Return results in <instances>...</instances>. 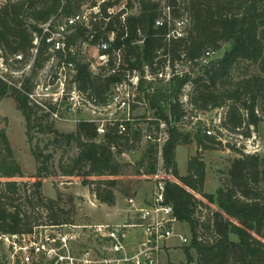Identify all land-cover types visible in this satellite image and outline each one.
<instances>
[{"label":"trees","instance_id":"1","mask_svg":"<svg viewBox=\"0 0 264 264\" xmlns=\"http://www.w3.org/2000/svg\"><path fill=\"white\" fill-rule=\"evenodd\" d=\"M121 2L22 0L0 9V58L6 67L10 65L8 56L23 63L36 50L29 77L10 83L0 76V102L8 96L15 99L37 164L33 176L37 180H16L24 178V172L6 127L0 126V234L21 236L40 227L73 223L75 207L65 211L61 193L56 199L45 196L43 178L82 177V184L91 188L101 204L115 206L120 184L117 177L125 165L122 156L143 145L135 173L155 174L161 151L163 169L174 180L167 182V201L174 206L178 220L190 226L192 239L184 251L187 263L182 264H264V156L227 141V147L238 157L231 161L225 185L215 193L205 191L203 149L189 159L187 175L179 173L176 161L178 146L193 140L201 146L214 138L207 134L201 119L188 120L187 125L193 124L194 130L185 132L186 115L199 117L221 109L223 115L217 128L220 136L223 132L237 135L240 143L250 140L263 122L264 0H126L124 8L110 14L109 9L120 7ZM163 3L170 7L172 20L189 16L191 25L186 37L168 39L169 22L157 25L163 17ZM84 6H98L99 13L92 12L88 23L70 28L64 49L54 51L48 39L60 24L57 20L79 14ZM51 19L54 20L50 22ZM103 42L108 43L107 49L99 47ZM82 45L98 47L100 55L108 57L106 65L93 71L92 63L80 55ZM225 47L222 56H213ZM20 54L22 60L16 58ZM53 56L57 57L59 68L74 67L76 90L98 106L108 104L117 85L131 86L128 75H138L137 103L132 111L142 105L146 112L135 116L134 123L122 116L114 118L103 135L98 133L99 124L87 119L78 120L74 131H60L52 114L60 113L61 104L33 97L37 70L43 69ZM165 67L172 69L168 81L157 76ZM177 67L182 76L175 73ZM146 68L154 79H146ZM187 88L189 94H185ZM184 96H188L187 102L183 101ZM162 122L168 137L160 149L158 142L143 138L146 132L159 131ZM34 132L47 138L43 145L34 142ZM72 147H76V155L61 157L56 166L58 150ZM191 192L219 210L213 211L207 221H201L196 217L198 198ZM73 199L70 198V205Z\"/></svg>","mask_w":264,"mask_h":264},{"label":"rangeland","instance_id":"2","mask_svg":"<svg viewBox=\"0 0 264 264\" xmlns=\"http://www.w3.org/2000/svg\"><path fill=\"white\" fill-rule=\"evenodd\" d=\"M126 0L121 2V5L125 4ZM120 5V6H121ZM84 6L81 12H85L88 9ZM66 17L62 16L60 19ZM223 50L217 52L213 56H222ZM76 50V49H75ZM80 55L85 61L91 62L92 67H97V69L103 65L100 59V53L98 47L90 45H82L79 48ZM31 55L28 59L24 60L23 63L14 62V57L8 56L9 66L6 67L4 60L0 58V76L9 81L10 83H16L23 76L29 77L32 74L33 64L35 62L36 50H32ZM57 57L53 56L48 62L45 63L43 69L37 70V73L33 79V83L36 88L33 94L34 99L37 101L52 102L53 98H56L58 94L65 95L61 101L60 119H56V126L60 131L71 132L76 129L78 120L87 119H107L113 117L115 114L122 115L121 111L116 110L115 106H112L108 110H95L91 105H83L81 99L71 100L67 99L66 95L73 96L76 86L74 84V73L71 71H66V75L61 76L60 68L58 67ZM66 67V66H61ZM70 67V66H68ZM96 69V71H97ZM181 69L185 70L186 67ZM128 90L133 92V89L128 87ZM190 89L187 88L185 94H189ZM62 97V96H61ZM188 96L183 97V101L187 102ZM74 103V104H73ZM76 103V106H75ZM71 107V108H70ZM190 108L189 105H187ZM146 112L144 106H140L134 111L135 116L143 115ZM223 115V111L220 109H213L209 112L201 114V118L206 125H209L212 129H215L214 138L206 141L204 145L199 146L194 140L187 145H180L176 150V161L178 163V169L181 174L188 173V161L189 159L196 155L201 149L203 154V160L206 163V174L209 175V187L208 191H214L217 186L225 185L228 177V170L231 165L232 159L238 157V155L227 147V141L230 144H234L237 147L246 148L250 152L257 151L260 155L264 156V120L255 129L254 136L250 140L242 141L241 143L237 138V135L228 134L223 132L224 135L219 134L216 124H219ZM5 118L7 119V124L5 123ZM0 126L6 127L8 137L10 139L11 145L14 149L15 157L22 166L24 172V178H16L17 181H35L37 180L33 176L36 174L37 164L32 155L31 147L27 142L26 134V122L25 119L17 109L15 99L12 96L5 97L0 102ZM184 131H193V124L190 126H184ZM35 133L36 139L34 142H40L43 145L46 141V137L42 134ZM43 140V141H41ZM143 145L136 146V150L126 151V156H122V162L125 164L122 168V174L117 177L120 181L118 186V191L116 192L118 204V212H112L109 208L102 207L99 201H95V198H90L91 188L82 184L83 178L77 177L65 178L62 176L43 178V193L47 197H52L56 199L58 193L63 194L61 206L65 211H69L72 206L75 207L73 216V223H87L91 224L94 222H104V223H122L123 218L120 213L126 208L125 199L131 196L143 197L148 194L152 189L151 180H145L135 173V163L137 162L140 153L142 152ZM65 152L64 156L62 154ZM77 153L76 147H72L69 150H58L55 154L54 163L57 166L59 159L64 157L67 159L69 156H75ZM95 178V177H94ZM93 179V178H92ZM85 192L87 197H78L76 193ZM89 191V192H88ZM206 191V190H205ZM192 193V192H191ZM198 198V206L196 211V217L200 218L201 221H207L208 217H212L213 211H218L214 204L209 203V201H204L200 195L192 193ZM89 195V197H88ZM77 197L78 199H73L70 205V198ZM75 197V198H76ZM95 203V204H94ZM178 229L183 232L188 238V243L174 247L172 249H166L162 256V264H182L187 263L185 248L191 243L192 234L190 226L186 222H180ZM41 231H45L44 229ZM53 229L47 230L48 233H52ZM250 235L255 239L258 237L255 234L250 233ZM235 239L237 237L234 236ZM22 240L16 238L15 236H6L0 234V264H21L20 258L21 254H16L17 246L22 244ZM73 250H76L74 246ZM195 256L194 251L192 250ZM19 256V257H18ZM190 264H197L195 261Z\"/></svg>","mask_w":264,"mask_h":264},{"label":"built area","instance_id":"3","mask_svg":"<svg viewBox=\"0 0 264 264\" xmlns=\"http://www.w3.org/2000/svg\"><path fill=\"white\" fill-rule=\"evenodd\" d=\"M22 0H0V9L7 4L17 3ZM65 2V0H63ZM160 1V0H154ZM102 2V1H101ZM125 4L120 7L110 8L109 13H115L118 8H124ZM92 12L99 13V7H93L85 12L79 13L72 17L59 19V26L56 32L48 39L53 43V50L64 49L66 35L70 32V28L77 23H88L91 19ZM171 9L163 3V17L157 21V25L167 20L171 26L167 38H184L188 35L190 28V18L186 14L180 19H171ZM124 18V16H123ZM54 19H51L53 21ZM113 40V35L111 37ZM37 43V42H35ZM101 49H107L108 43L103 42ZM99 49V48H98ZM18 60H22L23 56L17 55ZM103 65H106L108 57L100 56ZM61 67L60 75H66V71L75 73L74 67ZM96 71L97 67H91ZM98 71V69H97ZM146 79L151 80L155 77L148 74L146 68ZM176 74L182 76V72L175 70ZM157 76L165 81L170 80L172 76L171 67H165V71H158ZM131 86L128 83L116 86L115 94L108 99V104L98 106L86 99L85 95L77 90L72 91L73 96L66 95L67 99H81L83 105H91L95 110H108L112 106L116 110L121 111L122 115L115 114L107 119H94L98 125L99 135L106 133V126L112 123L114 118L124 117L123 120L134 123V111L132 106L137 103L135 90L138 85L139 77L134 74L132 77L128 75ZM133 88V92L128 90ZM62 96V97H61ZM65 95L58 94L53 98L52 103H60ZM185 101V100H184ZM186 102V101H185ZM72 104V102H71ZM74 104V103H73ZM76 106V103H75ZM52 117L60 119V113H53ZM203 120L201 114L199 117H189L186 115L183 119L184 126H188V120ZM204 122V121H203ZM220 123V122H219ZM161 129L154 131L153 134H145L143 140H153L158 142L160 149L163 142L168 137L166 124H160ZM191 126V125H190ZM207 126V134L214 135V128ZM215 127L219 128V124ZM123 129V125H121ZM248 151V150H247ZM250 152V151H248ZM257 152V151H254ZM127 154L124 153L123 156ZM158 171L153 175H142L145 180H151L152 189L143 197L131 196L125 199L126 208L122 211V223H104L94 222L87 223H67L59 226H45L35 229L33 233L27 235H17L18 239L23 242L17 246L16 254H21V264H32L33 262L42 264H162V256L166 249H172L169 243L173 239H177L180 245L187 244L188 238L181 232L178 227L180 221L175 214L174 206L167 201L166 185L168 181H174L173 175L167 173L163 169L162 152L159 153ZM140 176V177H142ZM45 230L44 232L41 230ZM53 229L52 233L47 230ZM76 247L74 251L73 248Z\"/></svg>","mask_w":264,"mask_h":264},{"label":"crops","instance_id":"4","mask_svg":"<svg viewBox=\"0 0 264 264\" xmlns=\"http://www.w3.org/2000/svg\"><path fill=\"white\" fill-rule=\"evenodd\" d=\"M179 173H180V171H179ZM181 174V173H180ZM181 175H186V174H181ZM221 185H219V186H217V188L214 190V191H208V187H209V175H208V173L206 174V182H205V190H206V192H208V193H215L216 192V190L218 189V187H220ZM89 192V191H88ZM76 195L78 196V197H80L79 199H81V196L82 197H87V194L83 191L82 193H76ZM76 197V196H75ZM88 197H89V195H88ZM95 198V196L93 195V194H90V198ZM52 198V197H51ZM76 200L78 199L77 197L75 198ZM95 201H98L96 198H95ZM100 203V202H99ZM95 204V203H94ZM101 204V203H100ZM101 206L102 207H106V208H109L112 212L114 211V212H117V213H119L118 212V204H116L115 206H112V207H110V206H107V205H104V204H101ZM215 206V205H214ZM216 208H217V210H219V208L217 207V206H215ZM227 216V215H226ZM228 217V216H227ZM228 218H230V217H228ZM230 220H232V221H234V219H232V218H230ZM169 246L170 247H177V246H179V242H178V240L177 239H173L172 241H170V243H169Z\"/></svg>","mask_w":264,"mask_h":264},{"label":"bare ground","instance_id":"5","mask_svg":"<svg viewBox=\"0 0 264 264\" xmlns=\"http://www.w3.org/2000/svg\"><path fill=\"white\" fill-rule=\"evenodd\" d=\"M143 178V177H142Z\"/></svg>","mask_w":264,"mask_h":264}]
</instances>
